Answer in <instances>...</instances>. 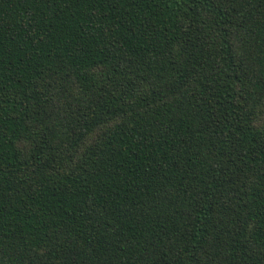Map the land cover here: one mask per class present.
<instances>
[{
  "label": "trees",
  "instance_id": "trees-1",
  "mask_svg": "<svg viewBox=\"0 0 264 264\" xmlns=\"http://www.w3.org/2000/svg\"><path fill=\"white\" fill-rule=\"evenodd\" d=\"M0 264H264V0H0Z\"/></svg>",
  "mask_w": 264,
  "mask_h": 264
}]
</instances>
